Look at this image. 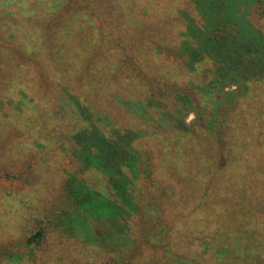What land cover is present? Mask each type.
<instances>
[{"label": "trees", "instance_id": "1", "mask_svg": "<svg viewBox=\"0 0 264 264\" xmlns=\"http://www.w3.org/2000/svg\"><path fill=\"white\" fill-rule=\"evenodd\" d=\"M159 1L0 0V56L33 60L49 86L47 103L29 98L32 82L20 90L35 113L24 119L18 106L10 124L25 136L56 121L68 146L62 171H46L62 175L72 212L56 227L81 235L96 220L101 264H207L178 249L200 222L220 264H264L243 244L254 236L238 232L255 206L264 213L247 196L264 201V0H184L192 11L167 0L166 13ZM25 239L38 246L44 232Z\"/></svg>", "mask_w": 264, "mask_h": 264}, {"label": "rangeland", "instance_id": "2", "mask_svg": "<svg viewBox=\"0 0 264 264\" xmlns=\"http://www.w3.org/2000/svg\"><path fill=\"white\" fill-rule=\"evenodd\" d=\"M158 4L165 13L168 11L166 10L167 0L159 1ZM181 5L187 8V11L193 10L191 4L185 3L184 0ZM171 6L173 8L171 15L174 16L177 6L172 3ZM17 9L15 5H10L7 7V13L10 14V11ZM157 11L161 16L162 10ZM151 19L149 20L153 22L157 17L151 16ZM174 25L177 28H174L173 34L179 32L177 31V22H174ZM174 39L177 41L178 36H174ZM11 63V60L4 62L0 56V71L3 68L2 72L7 78V80H0V264H101L105 259L102 258L105 256L103 254L109 253L105 252L106 249H101L93 237V234H101L103 230L96 220L90 219V222L86 224L88 230L86 233L88 234L82 232L81 235L71 236L72 234L68 235L65 232L68 231L66 226L56 227V218L63 222L64 220L69 221L70 219L66 216L72 212L67 210L69 206L64 203V193L60 186L62 175L60 179L53 172L48 175L50 169L46 171V168L49 165L50 167L58 166V170L62 171L63 166L61 167L59 164L60 159H62L61 162L65 159L66 151L60 147V144L67 147L68 141L61 137L62 135L57 136V133L52 132L55 128V120L48 125L47 129L46 126L44 130L42 127L29 129L25 136L24 132L16 131L17 128L15 129L14 124H10L16 118L18 106H21L20 108L23 110L24 119L35 113L34 106H32L33 101L30 102L29 99L22 98L20 90H27L26 88L32 85L30 83L32 82L36 86L33 89L34 93H29L31 96L29 98L32 99V96L34 97V94L37 93L36 98L41 103H47L46 95L49 89V86L45 85L46 79L39 77L34 70L33 60L20 61L16 59ZM178 80L185 83L186 78ZM36 105L41 108L37 115L44 114L47 118L45 122L54 118L50 114V104L43 105L36 102ZM27 108H31V111ZM193 118L190 115L186 121L189 122ZM39 131L41 138L35 135ZM43 134L49 135V137L44 139ZM64 164H67V167L73 166L66 162ZM34 172H39L41 179L29 181L28 185L26 179H30ZM263 187L264 185H261L257 189L264 191ZM247 196L250 204L261 202L264 206V201L261 198L252 203L253 196L250 197V193ZM255 211L257 213L250 216L253 220L247 222V226L244 223L239 224L238 232H241L239 233L240 237L253 235L254 238L252 237L251 241H244L243 244L248 246L249 243H252V247H255L252 251L257 250L260 254L263 252L264 256V220L262 219L264 213L263 215L259 214L261 211L259 206H255ZM83 220L82 216L81 221ZM206 225L202 223L201 226V222L197 224L195 228L199 231L185 237L184 241L180 242L179 252L192 254L196 259L203 257L208 261L207 264H220L221 259L226 255L223 254L219 259L216 257V243L210 236L212 233H208ZM38 228L43 230L44 239L38 246L27 247L25 245L26 236ZM179 229L189 230L187 226H180ZM82 236L90 240L91 243H84ZM239 264L261 263H257L255 260L247 262L241 258Z\"/></svg>", "mask_w": 264, "mask_h": 264}]
</instances>
